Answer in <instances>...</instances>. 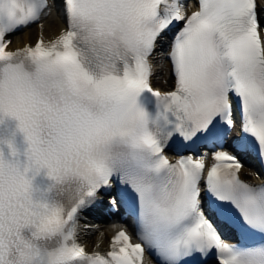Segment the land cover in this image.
Listing matches in <instances>:
<instances>
[{
  "label": "snow or ice",
  "instance_id": "1",
  "mask_svg": "<svg viewBox=\"0 0 264 264\" xmlns=\"http://www.w3.org/2000/svg\"><path fill=\"white\" fill-rule=\"evenodd\" d=\"M53 7L0 0V264H264V184L240 175L264 168V3L63 0L46 39ZM101 193L135 242L117 223L87 250Z\"/></svg>",
  "mask_w": 264,
  "mask_h": 264
},
{
  "label": "bare ground",
  "instance_id": "2",
  "mask_svg": "<svg viewBox=\"0 0 264 264\" xmlns=\"http://www.w3.org/2000/svg\"><path fill=\"white\" fill-rule=\"evenodd\" d=\"M65 27V24H64V21H63V18L60 14V11L58 8H56V6L53 7L52 9V13L51 15L48 17L47 19V23H46V27H45V30H44V33H45V36L47 38H53L55 35H58L59 34V31ZM36 32L33 31V30H29V31H26L24 34H23V37L24 39L26 38H29L30 37H35L36 36ZM100 231H103L104 232V235L103 237H100L99 236V232ZM109 236H110V233H109V229L108 227H105V228H100L99 231H96V230H93L91 231L89 234H88V237L94 239L92 241V245L93 244H96L98 239H100L102 242L100 243V245H106V243L108 242V239H109Z\"/></svg>",
  "mask_w": 264,
  "mask_h": 264
}]
</instances>
